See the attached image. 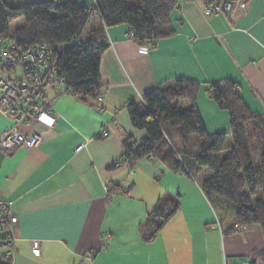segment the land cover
I'll use <instances>...</instances> for the list:
<instances>
[{
	"label": "crops",
	"instance_id": "obj_1",
	"mask_svg": "<svg viewBox=\"0 0 264 264\" xmlns=\"http://www.w3.org/2000/svg\"><path fill=\"white\" fill-rule=\"evenodd\" d=\"M206 1L179 0L170 13L173 34L146 51L127 24L105 28L102 97L83 101L47 87L46 95L55 96L54 124L30 117L18 125L23 133L40 132L41 141L0 147V200L17 217L11 264H247L263 248L258 226L229 231L231 221L217 219L200 180L170 171L158 158L112 167L124 139L138 143L144 135L132 126L126 103L173 80L198 83L195 106L208 133L229 128L227 113L207 95L211 83L235 82L248 109L264 115V0H243L245 12L235 7L229 18L205 16ZM98 24L94 16L88 28ZM11 125L0 116V131ZM107 185L115 190L107 192ZM165 198L178 202L176 212L153 240H142L140 225Z\"/></svg>",
	"mask_w": 264,
	"mask_h": 264
},
{
	"label": "trees",
	"instance_id": "obj_2",
	"mask_svg": "<svg viewBox=\"0 0 264 264\" xmlns=\"http://www.w3.org/2000/svg\"><path fill=\"white\" fill-rule=\"evenodd\" d=\"M130 2L93 0L87 6L73 0H40L19 5L1 1L0 35H10L20 44H53L57 51L55 74L64 88L80 100L96 101L102 91L99 63L105 28L127 24L134 42L151 47L174 32L170 13L177 7L175 0ZM94 16L99 24L88 28ZM17 20L21 25L10 33L8 24ZM62 44L67 47L59 51ZM197 91V82L176 79L144 92L137 101H130L129 120L144 135L138 143L126 137L123 152L112 167L125 162L131 168L147 157L158 158L170 171L183 172L192 178H195L192 169L195 174L205 172L200 187L217 219L230 220L229 231L258 226L264 241V115L248 109L235 82L211 83L207 95L219 109L226 111L229 128L227 133H208L195 106ZM181 100L189 108L181 110ZM191 134L197 136L199 144L197 153L189 157ZM226 134L230 136L227 145ZM182 153H186V159ZM211 157L214 165L210 164ZM113 190L115 187L111 186L108 192ZM177 208V201L158 200L139 227L142 240H153ZM5 240V215L0 213V264H11V257L2 245ZM258 263L264 264V245L247 260V264Z\"/></svg>",
	"mask_w": 264,
	"mask_h": 264
},
{
	"label": "built area",
	"instance_id": "obj_3",
	"mask_svg": "<svg viewBox=\"0 0 264 264\" xmlns=\"http://www.w3.org/2000/svg\"><path fill=\"white\" fill-rule=\"evenodd\" d=\"M175 1L178 5L179 0ZM235 7L245 12L243 0H207L203 14L212 16L222 13L229 18ZM150 47V44H143L140 49L146 51ZM56 61L57 51L53 44L47 42L20 44L10 35H0V116L12 121L11 126L0 131V147L5 151H11L16 147L32 148L41 141L40 132L23 133L18 129V125L28 122L30 117L48 127L54 124L50 112L55 96H47L46 88L63 87L64 93H70L55 74ZM101 97L102 93H99L98 100ZM120 165L121 163L117 164ZM110 187L109 185L105 187L107 192ZM0 213L5 215L6 240L2 245L7 255L12 257L13 229L17 217L11 214L9 203L2 200ZM32 246L36 247L37 242L33 241Z\"/></svg>",
	"mask_w": 264,
	"mask_h": 264
},
{
	"label": "rangeland",
	"instance_id": "obj_4",
	"mask_svg": "<svg viewBox=\"0 0 264 264\" xmlns=\"http://www.w3.org/2000/svg\"><path fill=\"white\" fill-rule=\"evenodd\" d=\"M129 3H131L130 2V0H127ZM131 1H133V2H139V0H131ZM178 6V5H177ZM19 25H21V21L20 20H17V21H13V22H10L9 24H8V27H9V32L10 33H12L13 32V30L15 29V27H17V26H19ZM67 47V44H62V45H60V46H58V50L59 51H61V50H63L64 48H66ZM179 108L181 109V110H185V109H187V108H189V104L186 102V101H184V100H181L180 102H179ZM221 110V109H220ZM224 111V113L226 114V112H225V110H223ZM228 132V129L226 130V133ZM189 140H190V142H189V145H188V149H189V154L187 155V156H191V155H194V154H196L197 153V151H198V144H199V142H198V139H197V136L195 135V134H191L190 136H189ZM229 142H230V136L228 135V134H226V142H225V145H227V144H229ZM218 154H220V153H218ZM182 155L184 156V158L186 159V153H182ZM211 159H213L212 157H211ZM213 161H215L214 159L211 161V165H214L213 163ZM213 166H211L210 168H212ZM210 168H208L207 169V173L209 174V173H211V169ZM192 169V168H191ZM192 173L194 174V177L196 178V179H198V180H201V178H202V176L204 175V173L205 172H202L201 174H195V171L192 169Z\"/></svg>",
	"mask_w": 264,
	"mask_h": 264
}]
</instances>
